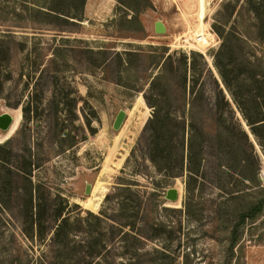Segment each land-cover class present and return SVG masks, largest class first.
I'll return each instance as SVG.
<instances>
[{
	"label": "rangeland",
	"instance_id": "1",
	"mask_svg": "<svg viewBox=\"0 0 264 264\" xmlns=\"http://www.w3.org/2000/svg\"><path fill=\"white\" fill-rule=\"evenodd\" d=\"M254 6L211 0L202 46L199 0H0V116L19 117L0 130V264H264V211L231 250L264 154L218 68L264 75ZM236 84L249 98L264 81Z\"/></svg>",
	"mask_w": 264,
	"mask_h": 264
},
{
	"label": "trees",
	"instance_id": "2",
	"mask_svg": "<svg viewBox=\"0 0 264 264\" xmlns=\"http://www.w3.org/2000/svg\"><path fill=\"white\" fill-rule=\"evenodd\" d=\"M250 2L258 5V7L254 6L253 9L258 19H261L262 21L263 20L262 15L264 13V0H250ZM260 26L261 28L264 29V22ZM219 34L223 40V49H227V52H231L232 51V42L230 41L232 39L231 33L229 32L225 33L224 31H221L219 32ZM246 64L249 65L251 63L248 62ZM218 68H219V73L223 79L224 85L227 87L231 96L236 101V105L239 108L240 112L242 113L243 118L247 126L249 127L250 133L254 136L255 140L261 147L262 152L264 154V89H262L264 84L261 85V88H259L260 90L259 92L261 94L259 93L258 95H253V96H250L249 98L240 97L239 93H240L241 88L238 87L236 84V82H239L240 80L242 84L248 81H255L259 83L261 81H264V75H257L255 77V76H249L246 73H242V74L236 75L234 78H230L229 76L230 71L228 70V68L226 69L225 65L219 64ZM155 118H158V117L156 116ZM154 131L155 132L152 134V143H151L152 144L151 149L153 151L152 150L151 151L153 154L152 161L156 163V160L159 159L157 157L163 154V151L160 149L161 145L163 144L161 142L163 141V139H161L158 129H155ZM241 134H242V141H243V146L245 150L250 152L251 156H254L255 146H254L253 141L250 138V134L246 132L245 130H242ZM241 162L243 163V165L246 164L247 162L246 157ZM247 180L250 181L249 178H247ZM152 196L155 198H158L157 194H153ZM263 211H264V199H261V200H257L253 205L248 207L246 211L240 215V219L238 223L236 224L235 229L232 232L233 238L231 240V250L233 249L238 239L239 227L249 219L254 220ZM68 225H69V218H63L61 222L57 225V230L55 232V236L53 239L55 244L64 243V237H67V226ZM26 236L27 238L31 237L30 235H26ZM39 238L42 239V234H39ZM99 240L100 238L99 239L94 238L92 239L91 242H89L91 244L89 247V250L92 253H96L98 251L97 247L101 243V241L99 242ZM16 263L18 264L21 262L17 261Z\"/></svg>",
	"mask_w": 264,
	"mask_h": 264
},
{
	"label": "water",
	"instance_id": "3",
	"mask_svg": "<svg viewBox=\"0 0 264 264\" xmlns=\"http://www.w3.org/2000/svg\"><path fill=\"white\" fill-rule=\"evenodd\" d=\"M155 31L158 34H164L166 32V28L161 22H157L155 25ZM126 112L121 110L113 124V129L114 130H120L125 118H126ZM14 122V118L11 114L5 113L0 116V130L3 132L8 131L12 124ZM165 198L171 202H177L179 200V190L176 188L169 189L165 195Z\"/></svg>",
	"mask_w": 264,
	"mask_h": 264
},
{
	"label": "bare ground",
	"instance_id": "4",
	"mask_svg": "<svg viewBox=\"0 0 264 264\" xmlns=\"http://www.w3.org/2000/svg\"><path fill=\"white\" fill-rule=\"evenodd\" d=\"M210 1L211 0H199L200 8H199V27L198 28H201L200 29L201 33L196 36L195 40L197 41V43H199L202 46L203 45L204 46L210 45L212 43L211 42L212 37L214 36L205 30V24H204V18L207 15V13H209L208 11H209V2ZM199 39H200V41L198 42ZM18 119H19V117H17V121H16V118L14 116V122H13L11 128L7 132H9L12 129V127L15 124V121H16V123L18 122Z\"/></svg>",
	"mask_w": 264,
	"mask_h": 264
},
{
	"label": "built area",
	"instance_id": "5",
	"mask_svg": "<svg viewBox=\"0 0 264 264\" xmlns=\"http://www.w3.org/2000/svg\"><path fill=\"white\" fill-rule=\"evenodd\" d=\"M200 41V39L198 40V42ZM212 44H210L209 46H211Z\"/></svg>",
	"mask_w": 264,
	"mask_h": 264
},
{
	"label": "flooded vegetation",
	"instance_id": "6",
	"mask_svg": "<svg viewBox=\"0 0 264 264\" xmlns=\"http://www.w3.org/2000/svg\"><path fill=\"white\" fill-rule=\"evenodd\" d=\"M16 118V117H15Z\"/></svg>",
	"mask_w": 264,
	"mask_h": 264
}]
</instances>
